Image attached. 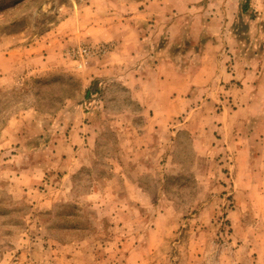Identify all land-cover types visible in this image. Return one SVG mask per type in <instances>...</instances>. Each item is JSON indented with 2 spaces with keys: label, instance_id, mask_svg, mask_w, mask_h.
<instances>
[{
  "label": "rangeland",
  "instance_id": "374dc122",
  "mask_svg": "<svg viewBox=\"0 0 264 264\" xmlns=\"http://www.w3.org/2000/svg\"><path fill=\"white\" fill-rule=\"evenodd\" d=\"M150 1L162 6L151 9L162 18L159 40L168 50L176 43L167 54L190 79H208L216 93L210 80L230 75L208 101L207 88L197 90V133L212 103L229 117L209 156L194 151L190 132L144 153L131 142L141 116H108L96 137L92 126L78 130L95 116L66 111L103 95L108 115L138 113L139 105L87 72L111 43L66 44L56 26L79 5L129 17ZM85 46L103 52L80 53ZM82 147L91 152L77 153ZM79 156L91 160L79 166ZM208 204L211 222L190 231ZM232 211L242 213L239 231ZM0 264H264V0H0Z\"/></svg>",
  "mask_w": 264,
  "mask_h": 264
},
{
  "label": "crops",
  "instance_id": "0c3cea01",
  "mask_svg": "<svg viewBox=\"0 0 264 264\" xmlns=\"http://www.w3.org/2000/svg\"><path fill=\"white\" fill-rule=\"evenodd\" d=\"M155 7H158V9L162 8L157 1H150L148 5L139 11L138 16L124 17L116 13H110V15L101 17L98 14L97 8L93 9L88 4L84 8H81V5H79L56 26L54 31L56 34L60 33L63 35L67 33V39L66 35H64L66 44L76 45L81 40L92 43H111V51L105 54L99 61L96 60L91 68L87 69V72L90 75L95 74L98 76L96 78L100 82V88L106 87L108 82H113L125 88L129 94V99L139 105L138 113L134 111L129 113L126 110H122L108 115L105 111L106 97L103 95L102 99L99 98L98 101L95 100L97 96H92L83 102L81 101L79 104L72 103L66 111L78 108L83 111L84 116H86L89 122L90 120H94L93 117L95 116L99 121L95 120L93 124L84 122V126L78 125V130L89 131V127L92 126L96 137L101 133L104 125L103 120H108V116L111 117L110 119L116 118L117 120L125 117L128 119L129 115L132 118L141 116L143 118L142 124H140L139 128L136 126L141 131L137 133L138 135L134 140H131L134 147L137 146L143 152L149 150L148 147H167L170 146L172 141H177V138L184 132H190L192 133L194 151L200 156H209L208 154L212 152L213 144L216 142L215 132L223 133L226 130V125L223 122L227 121L226 119L229 117L226 116V111L215 112L213 108L215 104L212 103V109L208 113V117L210 118H207V122L202 128L204 131L197 133L198 131L193 127L192 119L200 112L202 105L200 106L199 103L204 97L202 94H198L199 91L197 90L199 86L207 88L208 93L204 97L206 101H208V97L210 96H219L217 92L221 90L220 86L222 85L220 84L222 78H229V74L224 75L221 73L215 80H210L211 83L216 82L215 85H218L216 93L209 91L211 87L209 86L208 79L203 82L204 84L198 82V80L194 81L190 79L189 75L191 73L189 74L181 68L179 64L180 59H172L167 54L169 50L171 53L177 52L178 46L176 43L171 44V49L168 50L166 49L168 48L167 43L159 40L161 39V35L157 31V27L162 18L159 15H154V10L151 11ZM87 11L93 12V15L90 17L89 15L84 16ZM170 39L172 40L173 38ZM195 68L198 71L197 74H199V65ZM197 74H195L194 78H197ZM99 103L100 106H98ZM94 107H97V110ZM184 113L186 117L177 123V119ZM173 122L176 124L172 125ZM76 128L73 127L70 131L74 136L78 133ZM82 137H84L82 141L84 142L86 137L84 135ZM204 139L207 141L204 142ZM74 140L76 139H73L71 142ZM79 140L81 141V139ZM74 143H71V145ZM85 150L86 152H91L90 148L82 147L77 153L84 152ZM247 150L250 151V149H246L245 147H238L239 153L243 154ZM90 160L89 156L86 160L79 156L78 164H80L79 166H83ZM130 183L135 184L133 181ZM127 198L130 200V195ZM211 206L209 204L206 205L196 214V217H194V222L196 223H194L190 231L194 232L196 230L197 233L205 231V226L209 225L210 217L211 215L213 216ZM247 210V205H244L242 212H246ZM168 214L160 212L158 217L162 218ZM241 214L239 213L238 215L236 211L229 212L228 214L232 228L234 227L237 231H239V226L235 225V220L237 221ZM174 226L175 224L172 223V227ZM241 226L244 229L243 232L247 234L250 230L249 226L246 223ZM168 230L171 231L172 228ZM142 246L144 247L145 245L143 244ZM250 247V245L244 246L245 252L249 255L252 253ZM145 248H148V246H145Z\"/></svg>",
  "mask_w": 264,
  "mask_h": 264
},
{
  "label": "built area",
  "instance_id": "2783aa9c",
  "mask_svg": "<svg viewBox=\"0 0 264 264\" xmlns=\"http://www.w3.org/2000/svg\"><path fill=\"white\" fill-rule=\"evenodd\" d=\"M98 51H99V52H103V50L100 49V48H97V49L93 48V49H91V47H88V46H85V47H83V48H81V49L79 50L80 53H83V54H85V55L96 54V52H98Z\"/></svg>",
  "mask_w": 264,
  "mask_h": 264
},
{
  "label": "trees",
  "instance_id": "16d2710c",
  "mask_svg": "<svg viewBox=\"0 0 264 264\" xmlns=\"http://www.w3.org/2000/svg\"><path fill=\"white\" fill-rule=\"evenodd\" d=\"M87 94H88V91H87Z\"/></svg>",
  "mask_w": 264,
  "mask_h": 264
}]
</instances>
